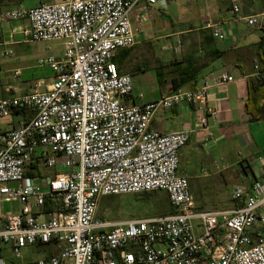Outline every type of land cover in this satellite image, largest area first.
Masks as SVG:
<instances>
[{
	"label": "built area",
	"instance_id": "built-area-1",
	"mask_svg": "<svg viewBox=\"0 0 264 264\" xmlns=\"http://www.w3.org/2000/svg\"><path fill=\"white\" fill-rule=\"evenodd\" d=\"M139 1L58 0L0 12V23L27 22L23 43L63 41L59 58L38 60L53 72L43 91L16 94L9 87L11 95L0 98V119L16 110L27 115L17 127L0 130V246H9L14 259L27 246L44 247L46 255L34 264H264V233L252 232L256 222L264 229V181L235 187L231 199L238 207L198 210L188 178L178 172L191 130L150 128L158 111L187 104L211 138L207 118L218 113L207 105L208 89L233 77L223 71L198 88L127 102L132 79L118 74L112 59L135 44L129 14ZM145 2L163 6L166 0ZM230 7L238 15L239 0ZM240 20L264 32V11ZM206 26L224 40L221 28ZM180 45L177 40L176 52ZM10 76L19 78L21 70ZM57 164L70 171L43 172ZM154 191L165 192L174 213L125 221L96 216L103 197ZM2 202L20 209L3 215Z\"/></svg>",
	"mask_w": 264,
	"mask_h": 264
},
{
	"label": "crops",
	"instance_id": "crops-1",
	"mask_svg": "<svg viewBox=\"0 0 264 264\" xmlns=\"http://www.w3.org/2000/svg\"><path fill=\"white\" fill-rule=\"evenodd\" d=\"M57 1L0 0V12ZM173 1L175 0H166L165 5L160 6L149 5L145 0H140L130 11L135 44L119 49L112 59L117 73L129 75L132 79V94L127 102H151L160 95L175 91L174 87L177 86L180 90L198 88L204 82L210 84L211 78L225 71L234 80L208 89L207 105L218 113L217 119L207 118L208 130L213 134L211 138L198 128L197 114L187 104L158 111L150 122V128L160 133L191 130L188 143L179 150L178 155V172L186 176L188 181L213 178L219 182L221 179L223 188L231 192L235 187L255 180L264 181V119L250 122L245 113L249 80L260 75L259 68L264 66L261 62L264 32L251 29L240 20L242 16L264 11V0H239L238 15L231 11L230 0H215L205 7L196 24L183 23L182 27L167 16L166 7ZM12 22H17L19 26L17 29H7L6 36L3 24ZM208 22L221 28L225 34L224 40L215 39L211 35L212 28L206 26ZM27 25L26 21L21 20L0 23V57L3 56V51L11 50L9 47L23 43L16 36L21 35L22 29ZM177 40L181 45L176 52ZM156 43L162 44V51L171 50L172 54L155 56L150 48ZM26 64L27 61L24 60L20 68L21 76L17 79L11 78L12 69L2 72L6 78L4 84L0 85V98L11 95L9 87L16 94H21L32 91L38 83L43 85L40 90L43 91L53 80L52 77L45 83L44 79L36 78L35 67ZM26 116L12 113L6 123L7 127H0V130L17 127L21 121L26 120ZM43 172L48 174L46 170ZM218 188L221 186L218 185ZM198 203H194L195 208L205 211L231 210L236 207V201L231 199L218 201L213 198L212 201ZM17 207L16 212L20 205ZM1 214L6 215L2 210ZM3 224L4 220L0 217V228ZM258 230L264 233V229L256 222L252 232ZM28 247L41 250L42 255L38 259L46 255L44 247L36 245L26 248ZM6 257H13L10 247L0 246V259L4 264H34L38 260L21 262L14 259L7 262Z\"/></svg>",
	"mask_w": 264,
	"mask_h": 264
},
{
	"label": "rangeland",
	"instance_id": "rangeland-1",
	"mask_svg": "<svg viewBox=\"0 0 264 264\" xmlns=\"http://www.w3.org/2000/svg\"><path fill=\"white\" fill-rule=\"evenodd\" d=\"M189 1V3H188ZM215 0H175L173 3L166 7L167 16L170 17L174 22L180 24L182 27L183 23H191L192 25L196 24L197 18H199L202 11L207 5L214 2ZM13 23V24H12ZM3 24L6 29L5 35L8 36L7 29H17L19 24L17 22ZM16 38L20 41L23 40L22 35H17ZM162 44L156 43L150 49H152L155 56H166L167 54H172L171 50L168 52L162 51ZM12 51V55L9 57L2 56L0 57V71L13 70L14 68H21L23 61L26 60L29 66L35 67L36 78H42L46 82H49V79L53 77V72L48 67H39L38 60L40 58L44 59L49 56H54L56 59L62 55L63 52V41L62 40H51V41H40V42H28L21 43L16 46L9 47ZM22 70V69H21ZM5 76L3 74L0 77V85L4 84ZM34 89L42 90L43 85L34 87ZM146 92V89H143ZM8 118L0 119V127L6 128ZM70 171L67 168L62 167L60 164H57L53 168L47 169L46 172L51 174L53 172H68ZM217 182L213 178H208L206 180L191 179L189 180L191 194L195 205L201 203H206L216 199L218 201H227L231 199V190H226L223 188L221 179ZM217 182V183H216ZM218 185L221 188H218ZM156 194H163V191H156ZM134 195H123L119 196L114 202L108 204L110 211L107 214V218L112 221H125L129 219H141L152 217L153 215L147 214L146 206H138L135 208L124 209L121 207V200L124 198H130ZM139 198L140 195H135ZM163 196H154L151 198L152 201H161ZM227 199V200H226ZM163 202V201H162ZM17 202L11 203H2L1 210L4 214L16 213L18 210ZM98 209V208H97ZM99 210V209H98ZM42 255L41 250H37L35 247H28L25 250L21 251V258L19 261H29L36 260ZM9 258V259H8ZM6 261H14L13 257H6ZM17 261V260H16Z\"/></svg>",
	"mask_w": 264,
	"mask_h": 264
},
{
	"label": "trees",
	"instance_id": "trees-1",
	"mask_svg": "<svg viewBox=\"0 0 264 264\" xmlns=\"http://www.w3.org/2000/svg\"><path fill=\"white\" fill-rule=\"evenodd\" d=\"M264 53L261 54V62L262 65H264V57H262ZM260 75L254 77L249 80V94L245 105V113L249 117L250 122H257L261 119H264V66L259 68ZM251 82V83H250ZM178 89L177 87H174V90ZM13 113L15 114H25L22 110H16ZM33 168H36L35 165H33ZM37 174H40L39 171H35ZM32 175V173H29ZM154 192L151 193H142L138 194L141 198L137 196H133L130 198H124L120 199L121 201V207L124 209L135 208L138 206H146L147 207V214L155 216H164L168 214H172L175 212L174 208L171 207V205L168 202L167 195L165 192L163 194H156ZM154 196H163L161 201H152L151 198ZM119 196H111V197H103L100 199L98 204V209L96 216L98 218H106L107 214H109L110 210L108 204L110 202H114ZM232 200V199H231ZM163 201V202H162ZM240 205L239 202L236 201V207ZM45 209L50 208V205L48 201L45 202L44 205Z\"/></svg>",
	"mask_w": 264,
	"mask_h": 264
}]
</instances>
